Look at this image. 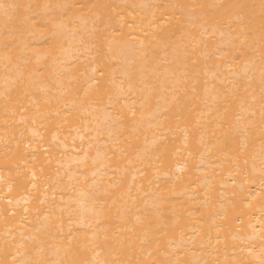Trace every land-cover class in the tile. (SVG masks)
<instances>
[{"label":"bare ground","instance_id":"bare-ground-1","mask_svg":"<svg viewBox=\"0 0 264 264\" xmlns=\"http://www.w3.org/2000/svg\"><path fill=\"white\" fill-rule=\"evenodd\" d=\"M0 264H264V0H0Z\"/></svg>","mask_w":264,"mask_h":264},{"label":"snow or ice","instance_id":"snow-or-ice-1","mask_svg":"<svg viewBox=\"0 0 264 264\" xmlns=\"http://www.w3.org/2000/svg\"><path fill=\"white\" fill-rule=\"evenodd\" d=\"M3 7L7 8L8 6L5 5V6H3Z\"/></svg>","mask_w":264,"mask_h":264}]
</instances>
